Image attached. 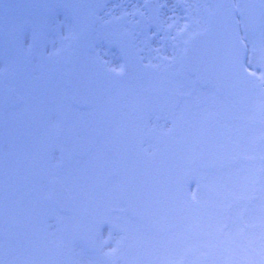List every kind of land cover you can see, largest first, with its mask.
<instances>
[{
    "label": "flooded vegetation",
    "instance_id": "obj_1",
    "mask_svg": "<svg viewBox=\"0 0 264 264\" xmlns=\"http://www.w3.org/2000/svg\"><path fill=\"white\" fill-rule=\"evenodd\" d=\"M217 1L0 0V235L85 241L68 253L84 264H118L102 245L118 239L133 243L129 264H264V0L238 2L262 80L233 97L199 87L183 62ZM83 32L115 86L77 106Z\"/></svg>",
    "mask_w": 264,
    "mask_h": 264
},
{
    "label": "water",
    "instance_id": "obj_2",
    "mask_svg": "<svg viewBox=\"0 0 264 264\" xmlns=\"http://www.w3.org/2000/svg\"><path fill=\"white\" fill-rule=\"evenodd\" d=\"M186 65L203 86L237 93L250 82L244 70L243 47L239 38L235 9L222 1L211 17L208 29L195 37L186 50ZM82 95L78 96V99Z\"/></svg>",
    "mask_w": 264,
    "mask_h": 264
},
{
    "label": "rangeland",
    "instance_id": "obj_3",
    "mask_svg": "<svg viewBox=\"0 0 264 264\" xmlns=\"http://www.w3.org/2000/svg\"><path fill=\"white\" fill-rule=\"evenodd\" d=\"M259 21L255 22L252 25V29H256L258 27ZM249 27L250 24L248 23ZM254 60H257L258 63L262 61L260 56H254ZM261 103V99L258 94L254 93L251 101L249 102V107H252L253 105L259 106ZM6 226V225H5ZM8 225L6 226V229H8ZM20 227H16L15 230L9 237H3L0 235V248L3 249H9L7 256L6 255H0V264H21V261L28 260L30 264H70L71 261L74 263L72 256L69 255H62L63 250L61 247H66L70 243V241H66L62 245L57 244V239L55 237L52 238L53 246H50V242L46 241V239L42 236H39L38 231H33L32 227L29 229V232L32 233L33 238H28V240H25L24 238L18 237V230ZM24 231V230H23ZM17 232V233H16ZM109 242V241H107ZM53 248L56 251V254L54 251H52ZM42 249H48V253L42 254ZM25 251L26 255H15L18 251ZM59 254V255H58ZM55 255V256H54ZM58 255V256H56ZM17 258H21L19 261Z\"/></svg>",
    "mask_w": 264,
    "mask_h": 264
}]
</instances>
